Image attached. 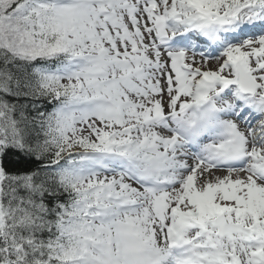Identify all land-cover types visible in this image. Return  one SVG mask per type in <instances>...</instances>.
<instances>
[{
    "label": "snow or ice",
    "instance_id": "6c2138e0",
    "mask_svg": "<svg viewBox=\"0 0 264 264\" xmlns=\"http://www.w3.org/2000/svg\"><path fill=\"white\" fill-rule=\"evenodd\" d=\"M0 264H264V0H0Z\"/></svg>",
    "mask_w": 264,
    "mask_h": 264
}]
</instances>
